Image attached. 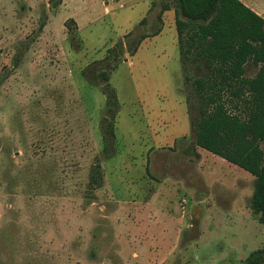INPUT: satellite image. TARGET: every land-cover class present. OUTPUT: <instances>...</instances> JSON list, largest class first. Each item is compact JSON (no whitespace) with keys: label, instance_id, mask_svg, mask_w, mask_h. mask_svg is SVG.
Listing matches in <instances>:
<instances>
[{"label":"rangeland","instance_id":"374dc122","mask_svg":"<svg viewBox=\"0 0 264 264\" xmlns=\"http://www.w3.org/2000/svg\"><path fill=\"white\" fill-rule=\"evenodd\" d=\"M242 1L264 16V0ZM167 5L0 0V264L260 256L256 179L197 147L193 83L204 72L181 55ZM101 71L117 93L114 119ZM257 72L248 67L246 77Z\"/></svg>","mask_w":264,"mask_h":264},{"label":"trees","instance_id":"16d2710c","mask_svg":"<svg viewBox=\"0 0 264 264\" xmlns=\"http://www.w3.org/2000/svg\"><path fill=\"white\" fill-rule=\"evenodd\" d=\"M171 4L172 9L167 5L163 11L175 12L181 55L200 63L196 68L204 72L193 83L202 102L196 144L255 177L251 203L264 225V17L241 0H171ZM248 67L258 69L255 77H246ZM110 75L101 71L99 78L114 119L119 102ZM115 138L114 125L108 123L105 155L111 149L106 143ZM96 169L99 174L101 166ZM259 255L250 264L264 260V246Z\"/></svg>","mask_w":264,"mask_h":264},{"label":"crops","instance_id":"0c3cea01","mask_svg":"<svg viewBox=\"0 0 264 264\" xmlns=\"http://www.w3.org/2000/svg\"><path fill=\"white\" fill-rule=\"evenodd\" d=\"M242 1V0H241ZM243 2V1H242ZM244 3V2H243ZM247 5V4H246ZM248 6V5H247ZM250 8H252L255 12H257L252 6H249ZM173 12H171L173 15H174V17H175V12H174V10H172ZM259 15H261L259 12H257ZM171 14V15H172ZM264 17V16H263ZM198 147V146H197ZM198 148H200V147H198ZM201 149V148H200Z\"/></svg>","mask_w":264,"mask_h":264}]
</instances>
